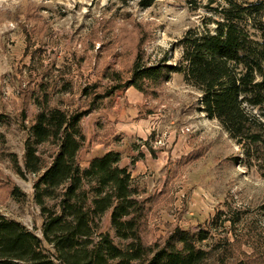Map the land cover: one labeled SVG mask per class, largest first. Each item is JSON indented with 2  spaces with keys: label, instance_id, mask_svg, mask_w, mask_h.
<instances>
[{
  "label": "rangeland",
  "instance_id": "374dc122",
  "mask_svg": "<svg viewBox=\"0 0 264 264\" xmlns=\"http://www.w3.org/2000/svg\"><path fill=\"white\" fill-rule=\"evenodd\" d=\"M222 4L155 0L145 9L140 0H0V114L12 120L0 127V215L40 237L34 176L19 177L13 162L22 167L37 100L46 95L49 109L72 112L111 92L81 121L86 142L78 160L85 169L106 150L137 160L134 179L152 198L142 241L161 242L176 227L202 230L208 239L200 247L212 248L225 264H264V178L245 168L235 142L202 111L199 92L182 73L145 94L122 85L137 53L146 66H177L185 33ZM38 151L49 164L51 146ZM13 187L23 197H11ZM99 227L108 229L105 217Z\"/></svg>",
  "mask_w": 264,
  "mask_h": 264
},
{
  "label": "trees",
  "instance_id": "16d2710c",
  "mask_svg": "<svg viewBox=\"0 0 264 264\" xmlns=\"http://www.w3.org/2000/svg\"><path fill=\"white\" fill-rule=\"evenodd\" d=\"M154 1L140 0V5L146 9ZM218 7L208 8L212 14L180 40L182 57L177 66L164 62L146 66L137 53L122 85L145 94L182 73L199 92L202 111L222 125L242 152L245 168H255L264 178V0H224ZM111 94L94 96L91 108L72 112L49 109L46 95L37 100L39 109L27 132L22 167L15 158L13 162L19 177L25 172L34 176L33 200L43 219L41 233L39 237L0 215V264H225L212 248L200 247L208 239L202 230L176 227L161 242L142 241L141 227L152 198L120 166L121 153L109 150L90 159L87 168L80 166L78 155L86 142L81 121L96 107V100ZM88 95L86 88L83 96ZM10 121L0 114V127ZM45 145L53 151L49 164L38 151ZM10 194L23 197L17 187ZM48 200L54 202L52 207L46 205ZM104 217L108 229L100 231ZM112 235L124 243L122 248Z\"/></svg>",
  "mask_w": 264,
  "mask_h": 264
},
{
  "label": "crops",
  "instance_id": "0c3cea01",
  "mask_svg": "<svg viewBox=\"0 0 264 264\" xmlns=\"http://www.w3.org/2000/svg\"><path fill=\"white\" fill-rule=\"evenodd\" d=\"M136 109V108H135ZM109 150H106L104 151L103 153H106L108 152ZM102 153V154H103ZM128 158H130L128 155L126 156ZM124 156H122V160L120 162V166L123 167V168H127L128 171L130 172L131 174V177L132 178H135L137 177V160L136 161H133L131 159V161L128 160V158H126Z\"/></svg>",
  "mask_w": 264,
  "mask_h": 264
}]
</instances>
